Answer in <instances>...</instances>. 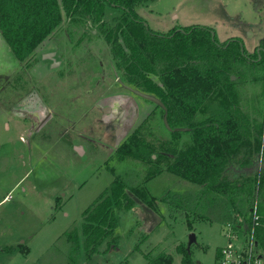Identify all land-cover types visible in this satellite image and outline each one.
I'll use <instances>...</instances> for the list:
<instances>
[{
	"label": "rangeland",
	"instance_id": "rangeland-1",
	"mask_svg": "<svg viewBox=\"0 0 264 264\" xmlns=\"http://www.w3.org/2000/svg\"><path fill=\"white\" fill-rule=\"evenodd\" d=\"M107 10L110 19L117 20L114 11L121 9ZM139 12L162 33L179 26H212L220 41L241 37L250 53L264 39V0H151ZM67 22L65 18L57 33L68 27ZM69 40L68 34L51 38L55 45L60 42L55 47L63 64L58 70L42 68V77L29 76L33 89L27 85L33 100L40 96L51 101L62 98L58 112H66L71 120L64 122L65 127L78 123V128L69 129L63 142L67 146L61 142L60 146L42 144L50 142V138L42 141L47 133L53 139L61 133L50 129L53 123L35 135V123L29 120L20 119L25 129L5 125L7 112L17 115L16 108L26 99L19 101L17 94L21 88L20 93H26L22 84L25 62L19 61L23 68L0 88V264H90L85 259L83 212L105 191L110 192L116 176L144 170L142 162L122 158L116 149L135 131L148 141L170 137L163 125V109L119 81L121 71L102 36H90L78 45L77 40ZM9 47L1 36L0 66L15 60L8 54L12 52ZM237 70L244 72L233 74L244 96V108L261 115L264 82L260 67L239 65ZM104 90L107 93L98 99ZM96 100L99 106L94 105ZM79 128L84 132L77 141L86 148L83 155L71 145ZM144 181L149 196L179 193L180 210L187 218L174 217L163 202L155 209L128 190L136 203L130 209L115 208L117 227L93 255L94 264H148L147 256L161 251L173 254V264H183L176 247L179 243L188 246L192 232L196 234L190 245L196 264H215L219 247L228 241L225 231L243 218L246 204L238 202L232 207L228 197L205 196L194 183L167 171ZM188 219L193 222L192 229ZM74 228L81 240L78 251L67 236Z\"/></svg>",
	"mask_w": 264,
	"mask_h": 264
},
{
	"label": "trees",
	"instance_id": "trees-1",
	"mask_svg": "<svg viewBox=\"0 0 264 264\" xmlns=\"http://www.w3.org/2000/svg\"><path fill=\"white\" fill-rule=\"evenodd\" d=\"M149 1L0 0V34L15 57L26 63L22 71L25 88L39 61L37 50L55 34H68L69 41L77 40L76 45L98 35L105 39L122 83L155 95L168 110V125L173 128H168V139L148 141L135 131L116 149L120 157L142 162L144 170L116 176L110 192L105 191L83 212L85 259L94 264L93 255L114 233L115 208L135 205L128 190L155 209L163 202L174 217L187 218L180 210L179 193L158 198L146 190L144 180L164 171L194 183L205 196L228 197L232 207L245 203L247 210L240 219L245 222L243 228L253 230L255 240L264 247V165H258L264 162V107L261 115L245 109L239 84L232 79L236 72L244 75L237 70L239 65H252L260 67L264 82V39L263 49L250 53L241 37L220 41L215 34L213 39L215 29L209 25L179 26L162 33L139 12ZM108 7L121 9L114 11L117 20L110 19ZM65 18L68 27L57 33ZM30 96L24 101L33 102L34 95ZM164 114L163 109L166 127ZM187 223L192 229V220ZM67 236L74 249L81 250L77 228ZM176 252L183 264H196L191 246L179 243ZM147 260L148 264H173L174 256L161 251Z\"/></svg>",
	"mask_w": 264,
	"mask_h": 264
},
{
	"label": "crops",
	"instance_id": "crops-1",
	"mask_svg": "<svg viewBox=\"0 0 264 264\" xmlns=\"http://www.w3.org/2000/svg\"><path fill=\"white\" fill-rule=\"evenodd\" d=\"M58 42H56V45H55L54 43H52L51 40H49V41L44 42L39 47V49L37 50V54L39 56V61L36 64H34V66L32 67L31 72L28 75V76H30V78H32V75L34 73L36 74V76L42 77L41 69L44 67H47L48 69H50V66L52 68L57 67L56 70H58L61 67L60 63L63 64L64 61H61L58 58V55H57L58 53L56 52L57 51L56 47L58 46L57 44L60 43V42L59 43ZM49 43H51L52 45H50ZM9 49H10V51H12L10 47H9ZM52 51L57 53V54H55V56H56V60L57 61L59 60L58 64L56 62H53L51 59H47V58L43 57L44 55H46ZM40 53H43L42 58L40 57ZM8 54L12 55L13 58H15V60L11 59L12 61L10 63L5 64L4 66H0V88H3L5 86V85L3 86V84H6L7 82H9L8 80L10 77L13 76V74L17 73L18 71H20V69L23 68L20 66L19 60L12 54V52L8 51ZM104 78L105 77L103 76L102 80ZM28 80H29V77H28ZM119 81H120V79H119ZM29 86L31 88L30 84H29ZM31 89H33V88H31ZM25 91H26V93L24 94V96L21 93L17 92L18 97H19V101H21L22 99H24L28 95L30 96V90H28L27 87H26ZM106 91H108V88L106 89ZM106 91L101 92L98 99H100L103 95H105L107 93ZM93 93H94V91L90 92V94H93ZM94 97H96V96H94ZM31 101H33V102L29 103L28 101H25L21 105H26V106H19L18 108H16V110L18 112L17 115L15 114L14 116H11V113H13L12 110L10 112H7L8 117H5L4 119H7L8 121L5 122V125L9 128H12L11 125H15V127H17V128H15L16 130L17 129H25L24 122H23V124H21L20 119L21 120H29L30 123H32V122L35 123V126H36L35 127V133H34V135H35L37 132L41 131L46 126H49L50 124L53 123L52 127L50 129L53 131L59 130V131H61V133L58 134L59 136L56 139H53V137L49 136V133H47L42 138V141L50 138V142L44 141V142H42V144L48 145V146H55V145H59L62 143L61 144L62 146L66 145L63 142L65 141L66 136L69 133V129L75 130V128H78L77 127L78 123L74 126L72 125L70 127H65L66 124H64V122H66V120H67L68 122H66V123H71V120H70V117L67 116L66 112H63V113L58 112V107L62 104V102H61L62 98H58V99H55L54 101H51V100H47L46 98L40 96L37 100H31ZM95 104L97 106H99L98 100H96L94 105ZM104 105H107V104H104ZM76 130H78V131H75L74 132L75 134L72 135V138H71L73 140L76 139V141L73 142L74 145L73 144H71V145L74 146V149H75L77 154L80 153L83 155L86 152V148L84 145H82V146L78 145L77 141L79 139V136H82L84 134V132L80 128L76 129ZM48 131H50V130H48ZM37 145H39V142H37ZM71 145L68 144V147H66V148L70 149L69 147ZM77 149H80V151H78Z\"/></svg>",
	"mask_w": 264,
	"mask_h": 264
},
{
	"label": "built area",
	"instance_id": "built-area-1",
	"mask_svg": "<svg viewBox=\"0 0 264 264\" xmlns=\"http://www.w3.org/2000/svg\"><path fill=\"white\" fill-rule=\"evenodd\" d=\"M258 219L255 214V222ZM243 224L245 222L239 220L225 231L228 241L219 247L215 264H264V247L255 240L253 230L243 228Z\"/></svg>",
	"mask_w": 264,
	"mask_h": 264
},
{
	"label": "water",
	"instance_id": "water-1",
	"mask_svg": "<svg viewBox=\"0 0 264 264\" xmlns=\"http://www.w3.org/2000/svg\"><path fill=\"white\" fill-rule=\"evenodd\" d=\"M146 25H148V24L146 23ZM215 34H216V32H215V31H212L213 39H214V37H215ZM55 54H56V53H55L54 51H52V52H50V53L44 55L43 57H44V58H47V59H51L53 62H56V63L58 64L59 61L56 60V56H55ZM232 79H233V80L235 79V76H234V75L232 76ZM120 82H122V80H120ZM125 87L128 88V89H129L130 91H132L133 93H135V94H137V95H139V96H141V97H143V98H145V99H148V100H150V101H152V102H154V103L160 105V106L165 110V114H164V122H165L166 126H167L170 130H173V128L170 127V126L168 125V121H167L168 110H167L166 105L164 104V102H163L161 99H159V98L156 97L155 95H152V94H149V93L143 92V91H141V90H139V89H136V88H134V87H132V86H130V85H125ZM178 129H179V130H184L185 128L182 127V128H178ZM258 165L262 166V165H264V162H260V163H258ZM195 240H196V234H195L194 232H192V233L190 234V237H189L188 247H189V246L192 244V242H194Z\"/></svg>",
	"mask_w": 264,
	"mask_h": 264
},
{
	"label": "flooded vegetation",
	"instance_id": "flooded-vegetation-1",
	"mask_svg": "<svg viewBox=\"0 0 264 264\" xmlns=\"http://www.w3.org/2000/svg\"><path fill=\"white\" fill-rule=\"evenodd\" d=\"M261 49H263V48H262L260 45H257L256 50H257V51H260ZM251 60H256V59L251 58L250 61H251ZM125 85H127V84H123L124 87H125ZM125 88H126V87H125ZM134 88H135V87H134ZM127 89H128V88H127ZM128 90H129V89H128ZM129 91H130V90H129ZM130 92H132V91H130ZM132 93H133V92H132ZM134 94H135V93H134ZM159 106H160V105H159ZM160 107H161V106H160ZM161 108H162V107H161ZM162 109H163V108H162Z\"/></svg>",
	"mask_w": 264,
	"mask_h": 264
}]
</instances>
